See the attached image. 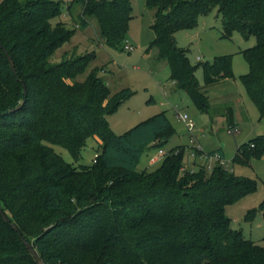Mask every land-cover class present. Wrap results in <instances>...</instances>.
Wrapping results in <instances>:
<instances>
[{
	"label": "trees",
	"instance_id": "16d2710c",
	"mask_svg": "<svg viewBox=\"0 0 264 264\" xmlns=\"http://www.w3.org/2000/svg\"><path fill=\"white\" fill-rule=\"evenodd\" d=\"M145 2L155 9L151 44L167 60L169 79L207 113L208 87L235 77L232 54L193 64L177 32L217 7L223 36H254L256 43L242 50L249 70L240 78L264 117V0ZM64 5L0 0V204L8 215L0 212V264H38L27 243L45 264H264V245L233 228L226 214L227 205L256 189V179L219 162L210 171L205 163L187 168L182 144L167 149L157 167L139 170L146 150L169 143L172 123L160 111L123 133L113 130L108 115L135 91L112 92L98 66L80 79L94 51L50 60L75 32L62 20L53 22ZM75 5L82 8L81 28L95 17L104 42L125 47L131 0H71L67 9ZM225 111L234 127L232 107ZM92 136L102 142L89 164L70 163L51 145L78 160ZM263 152L261 133L238 145L232 161L248 164ZM258 211L264 219V199L246 217Z\"/></svg>",
	"mask_w": 264,
	"mask_h": 264
},
{
	"label": "rangeland",
	"instance_id": "374dc122",
	"mask_svg": "<svg viewBox=\"0 0 264 264\" xmlns=\"http://www.w3.org/2000/svg\"><path fill=\"white\" fill-rule=\"evenodd\" d=\"M64 1L62 14L54 18L53 22L62 20L68 27H75V32L68 41L55 50L50 60L57 62L64 55L68 57L72 54L94 51L96 57L88 69L80 74V79H84L93 67L98 66L99 75L105 79L112 92L125 87L135 91L130 99L108 115V121L116 133H123L143 119L157 112L166 111L172 123L173 133L169 143L163 149L180 144L185 145V167L190 168L195 164V155L193 156L192 152L197 153L201 150L203 153L208 149H216L215 152L223 156V165L226 168L238 175L256 179V189L239 201L227 205L226 214L231 218L233 228L241 229L247 238L264 245L262 212L258 211L252 218L246 217L248 211L259 206L264 199V152L253 156L248 164L232 161L238 145L264 133V117H260L257 106L248 95L240 78L249 70L242 50L254 45L256 38L252 36L250 39H245L239 31H234L231 37L223 36L222 15L218 13L217 7L201 15L193 28L178 32L179 44L189 49L188 55L193 64L212 60L216 55L232 54L235 75L229 82L232 90L226 93H215L213 90L220 88L221 85L209 86V90H212L211 106L210 112L207 113L193 103L184 89L177 87L169 79L170 70L167 60L161 59L157 46L151 44L155 36L151 28L155 9L148 7L145 0H131L132 18L129 22L126 43L131 45L132 49L108 46L99 35V24L95 17L89 19L87 27L81 28L79 26L81 6L75 5L68 10L67 4L71 0ZM198 76L200 83L204 85L202 66L198 68ZM230 104L236 107L237 117L241 116L236 124L237 130L229 127V118L224 112ZM180 112H186L194 120L193 134L179 117ZM244 112L247 117L244 116ZM51 145L65 160L75 165L92 163L94 154L100 149L98 142L92 136L88 138L80 158L76 160L67 148L58 144ZM197 145H200L201 149ZM158 151V147L146 150L140 158L138 169L157 167L161 163V158L154 164H150L149 159L156 156ZM200 162L204 163V158H201ZM210 162L216 165L217 160L210 157L207 164ZM207 170L210 171L208 168Z\"/></svg>",
	"mask_w": 264,
	"mask_h": 264
},
{
	"label": "built area",
	"instance_id": "2783aa9c",
	"mask_svg": "<svg viewBox=\"0 0 264 264\" xmlns=\"http://www.w3.org/2000/svg\"><path fill=\"white\" fill-rule=\"evenodd\" d=\"M125 47L128 48V49H132L133 48L131 45H128L127 43H126ZM179 117L186 123V126H187L188 130L190 132H192V134H193V131L195 129V122H194V120L186 112H183V113L180 112L179 113ZM231 128H234V130H237L236 127H231ZM197 147L199 149H201L200 145H197ZM165 153H166V150L163 149V148H160L159 151H158V156H156L154 158V160L155 161L159 160L160 158H162L164 156ZM195 154H196L195 152H192V155L193 156ZM97 155H98V153L96 152L94 154V159H95V157H97ZM200 156H202L204 158L205 164H206V166H207V168L209 170H211L213 168V166H214L212 162H210L209 164H207L210 157H214L217 160V163L219 162L221 164H224V158L222 157L221 154H218L217 152H214L212 154H208V152H206V153L205 152H203V153L201 152L200 153Z\"/></svg>",
	"mask_w": 264,
	"mask_h": 264
},
{
	"label": "crops",
	"instance_id": "0c3cea01",
	"mask_svg": "<svg viewBox=\"0 0 264 264\" xmlns=\"http://www.w3.org/2000/svg\"><path fill=\"white\" fill-rule=\"evenodd\" d=\"M179 32V31H178ZM178 32H177V34H178ZM177 34H176V36H177ZM177 40H178V37H177ZM178 43H179V41H178ZM198 57H200V56H198ZM193 63V62H192ZM197 76H198V70H197ZM198 80H199V76H198ZM230 80L231 79H227V80H225V81H223V82H221V83H218V84H220L221 86H220V88H216V89H214L213 91L216 93H226V92H228V91H231L232 89V86L230 85ZM172 82L173 83H175L173 80H172ZM199 82H200V80H199ZM176 84V83H175ZM201 84V83H200ZM218 84H215V85H213V86H216V85H218ZM211 92H212V90H209V88L207 89V94H208V96H209V99H210V94H211ZM214 93V94H215ZM230 106L232 107V110H233V124H234V127H236V124L240 121L239 120V118H241V116L238 118L237 117V109H236V107L234 106V104H230ZM224 112L227 114V111H225L224 110ZM247 114H245V112H244V116H246ZM243 116V115H242ZM247 117V116H246ZM94 139L98 142V144H100L102 141L97 137V136H95L94 137ZM224 145V144H223ZM167 149H169V148H165V150H167ZM217 149H219V148H217ZM203 150V149H202ZM216 149H208L207 151H204V152H209V151H215ZM220 150V149H219ZM156 156H158V154L156 155ZM156 156H152L150 159H149V162H150V164H154V163H156V161L154 160V158L156 157ZM198 158H200V159H198ZM201 158L203 159V157L202 156H196L195 158H194V161H195V164L193 165V167H190V168H195L196 167V165L197 164H199V163H203V162H200V160H201ZM158 161V160H157ZM204 163H205V160H204ZM189 168V167H188Z\"/></svg>",
	"mask_w": 264,
	"mask_h": 264
},
{
	"label": "water",
	"instance_id": "95a60500",
	"mask_svg": "<svg viewBox=\"0 0 264 264\" xmlns=\"http://www.w3.org/2000/svg\"><path fill=\"white\" fill-rule=\"evenodd\" d=\"M8 58H9L10 65H11L13 71H16L12 57L10 55H8ZM0 212L5 218L8 219V215L1 208V204H0ZM12 225L14 226V228L16 230H18V226L15 223H12ZM27 245L31 248V250H32L37 262H38V264H45L44 261L42 260V258L40 257V255L38 254V252L36 251V249L33 247V245L31 243H27Z\"/></svg>",
	"mask_w": 264,
	"mask_h": 264
}]
</instances>
